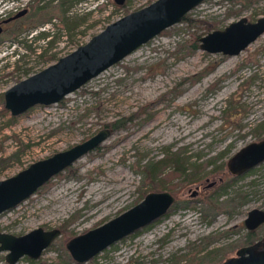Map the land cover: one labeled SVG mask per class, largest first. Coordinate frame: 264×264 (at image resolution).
I'll return each instance as SVG.
<instances>
[{"label": "rangeland", "instance_id": "374dc122", "mask_svg": "<svg viewBox=\"0 0 264 264\" xmlns=\"http://www.w3.org/2000/svg\"><path fill=\"white\" fill-rule=\"evenodd\" d=\"M10 1L0 0V6ZM15 1L19 7L29 0ZM48 1L40 11L36 9L39 2L31 4V23L23 27L7 24L0 32V95L19 79L87 41L110 21L152 0H125L123 4L66 0L64 5L60 0ZM187 14L191 21L169 26L57 102L37 103L12 115L8 109L1 111L4 100L0 101V157L15 153L0 166V179L102 127L111 128L100 145L61 175L0 212V231L22 234L37 226L58 227L61 234L42 250L41 259L48 264H171L176 257L181 258V264H219L252 237L244 218L253 207L264 209V160L225 188L222 174L228 171V157L257 140L254 130L264 126V31L237 54L209 52L199 46L191 51L190 46L195 37L199 41L201 35L242 15L257 19L264 14V0H203ZM81 15L84 20L73 28L62 24L64 16ZM43 29H52V42L33 38ZM24 43H31L35 50H26ZM159 116L166 118L164 127L170 131L181 121L186 120L185 128H191L202 120L205 124L196 130L202 136L195 139L189 134L184 141L170 140L164 128L155 146L135 138ZM113 121L116 126L107 124ZM189 137L193 140L188 143ZM166 150L179 152L187 165L214 162L201 168L196 181L187 182L181 175L163 181L160 177L172 166L152 181L142 165L163 156ZM220 164L221 169L217 168ZM114 174H119V179L109 181ZM120 185L122 191L114 194ZM154 186L158 189H150ZM108 187L113 190L105 194ZM203 189L208 190L207 198L231 199L210 207L200 195ZM151 190H169L175 195L164 215L86 261L68 260L65 243L70 237L116 216ZM261 235L264 223L256 228L253 238ZM6 252L0 251V264H11L5 259ZM34 261L23 255L12 264Z\"/></svg>", "mask_w": 264, "mask_h": 264}, {"label": "water", "instance_id": "95a60500", "mask_svg": "<svg viewBox=\"0 0 264 264\" xmlns=\"http://www.w3.org/2000/svg\"><path fill=\"white\" fill-rule=\"evenodd\" d=\"M203 0H152L107 23L87 41L61 55L53 63L19 79L3 91L4 107L12 115L31 106L57 102L87 80L117 62L163 29L178 23ZM122 4L125 0H114ZM27 11L22 8L0 21L8 22ZM264 31V14L255 20L245 15L214 28L199 37V47L209 52L237 54ZM111 133L102 127L88 138L51 155L30 162L14 174L0 179V212L11 208L33 194L57 173L65 170L82 155L95 149ZM264 160V136L252 140L232 153L226 166L232 174H242ZM169 190L148 191L142 199L116 216L70 237L65 246L71 257L86 261L104 247L164 215L175 201ZM264 222V209L248 210L244 224L256 228ZM61 234L58 227L37 226L22 234L0 231V251L7 250L5 259L14 263L23 255L33 264H48L41 259L42 250ZM220 264H264V244L255 241L237 248L236 254Z\"/></svg>", "mask_w": 264, "mask_h": 264}, {"label": "trees", "instance_id": "16d2710c", "mask_svg": "<svg viewBox=\"0 0 264 264\" xmlns=\"http://www.w3.org/2000/svg\"><path fill=\"white\" fill-rule=\"evenodd\" d=\"M39 0H37L38 2ZM49 1H47L44 5H37L36 8H39V7H46L48 4ZM66 3V0H60V5H64ZM123 4V3H122ZM82 20H84V15H81L79 17H74L72 16L70 18V16H64L61 21H62V24L64 25V27H66L67 29H70V28H73L77 25H79ZM182 20H189L191 21V17H189L188 14H185L183 17H182ZM43 21V20H42ZM207 28L210 29V25L207 24ZM166 29H163L161 32H165ZM52 29H48V30H39L36 35L33 37L34 39H40L42 38L43 40L45 38L46 39V43H50L52 42L55 38H51L52 36ZM24 47L26 48V50L28 49H33L35 50L32 46H31V43H24L23 44ZM199 46V41L197 39V37H195L193 43L191 44L190 46V50H194L196 48H198ZM45 49L44 48L43 50H39V54L40 55H43L44 52H45ZM19 57H20V54H19ZM18 57V59H19ZM4 98H3V93H1L0 95V101L3 102ZM228 103L230 105H232V100L229 98L228 99ZM1 111L5 112L7 111V108H5L4 106L2 107ZM116 122L117 121H113V122H110V123H107L108 125H111V126H116ZM255 132V135H256V139H260L261 137L264 136V126L263 127H260L259 129H255L254 130ZM15 153H12L10 155H7V156H1L0 157V166L1 167H4L7 162L11 159V157L14 155ZM208 162L212 163L214 161H207V163H205L204 165L208 164ZM204 165H187V162L185 161V159L183 157L180 156L179 152L177 151H168L166 150V152H164V155L159 157L158 159H155V160H148L146 163H144L142 165V168L146 174V176L148 178H150V180L152 181H155L156 180V177L158 176L159 177V174H161L163 172V169L166 168L167 166L168 167H171L172 166V170L170 172H166L164 174L163 177H160V178H163V181L166 179V178H169V177H173V175H181L183 176L182 178L187 181V182H191V181H196L198 179V177L200 176V170L201 168L204 166ZM217 166V165H216ZM69 168V166L67 167ZM217 168L221 169L222 168V165L220 164ZM247 172V171H246ZM229 171L225 170L222 174V180H225V182L222 184V188H225L227 186H230L233 184V181L236 180L240 175L242 174H232L230 173ZM245 173V172H244ZM56 175H61V172L57 173ZM50 180H48L46 183H44L42 185V187H44L45 185H47L49 183ZM157 187L154 186V187H151L150 189H156ZM158 189V188H157ZM160 189V188H159ZM208 190L207 189H203L202 191H200V195H202L203 197H206L207 198V193ZM240 198L241 200L243 199V196L240 192H237L236 193ZM231 198H227L225 199V201L223 200H220L218 198V195L217 196H213L211 198H207L206 200L208 201V204L210 207H219L220 205H222V203L224 204L226 201H229ZM251 234V231L248 232V235ZM63 236H65L63 234ZM208 255V254H207ZM206 256V255H205ZM204 257H200L199 258V262H201V260ZM71 256L68 255V260H71ZM180 260L181 258L180 257H176L171 264H181L180 263ZM56 264V263H54Z\"/></svg>", "mask_w": 264, "mask_h": 264}, {"label": "bare ground", "instance_id": "6f19581e", "mask_svg": "<svg viewBox=\"0 0 264 264\" xmlns=\"http://www.w3.org/2000/svg\"><path fill=\"white\" fill-rule=\"evenodd\" d=\"M165 115V114H164ZM164 117V116H163ZM166 117V116H165ZM166 119V118H165ZM164 118H162V116H159L158 118H156L155 120H153L151 123H149L148 125H146L144 128H142L137 134H136V139L139 138H143L144 142L146 144H154L159 141V137L162 136V132L165 129L166 135L169 136L170 140H179L182 139L184 141V139L190 134L191 136H193L195 139H199L202 136V133H200L199 131L196 132V130L201 126V124L204 123V121H198L193 127L188 128V126L185 128V121L183 122H179L178 125L176 126V128H173L171 131L170 129H167V127H164ZM172 119V118H171ZM170 119V120H171ZM169 120V121H170ZM176 124V122H175ZM194 124V123H193ZM205 124V123H204ZM164 139V138H163ZM192 138L189 137L188 139V143ZM193 140V139H192ZM191 140V141H192ZM162 141V140H161ZM187 141V140H186ZM190 141V142H191ZM158 144V143H157ZM116 172V171H115ZM121 174V173H120ZM118 175L119 174H114V175H110L109 176V181H114V180H118ZM108 181V182H109ZM104 186V185H103ZM101 186H98L96 189H100ZM122 185H120L118 187V189H116L115 193H118L120 190L122 191ZM95 189V190H96ZM113 189H111V187H108L105 189L104 193L105 194H110L111 191ZM99 193V192H98ZM101 198V197H100ZM99 199V198H98Z\"/></svg>", "mask_w": 264, "mask_h": 264}, {"label": "flooded vegetation", "instance_id": "af4514ba", "mask_svg": "<svg viewBox=\"0 0 264 264\" xmlns=\"http://www.w3.org/2000/svg\"><path fill=\"white\" fill-rule=\"evenodd\" d=\"M35 1H37V0H29L26 4H24L23 5V7H21V8H19V9H17V10H13V11H10V12H8L5 16H1L0 15V21L3 19V18H5V17H7V16H10V15H12V14H14V13H16L17 11H19L20 9H22V8H27V11L24 13V14H22V15H20L19 17H17V18H14V19H12V20H9L8 22H2V26H3V29H4V27L7 25V24H12V23H15V24H18V26H25V24H28V23H31L32 21H30V18H32V13L33 12H31V4L33 3V2H35ZM48 0H39L38 2V4L39 5H44L46 2H47ZM43 8H45V6L43 7ZM38 11H40L41 9H42V7H39V8H36ZM43 20H47V19H43ZM43 30H45V29H43ZM47 30V29H46ZM264 223V222H263ZM262 224V223H261ZM261 224H259L258 226H260ZM257 226V227H258ZM256 227V228H257ZM247 228V227H246ZM256 228H253V229H249V228H247L248 229V232L249 231H251V234L250 235H252V237H250V239H248L247 240V242L245 243V244H242V245H248V244H251V243H253V242H255V241H262V243L264 244V235H261V236H259V237H257V238H253V234L255 233V230H256ZM248 232H247V234H248ZM242 245H240V246H242ZM239 246V247H240ZM237 250V249H236ZM235 254H236V251H235ZM233 256V255H232ZM224 260V259H223ZM222 260V261H223ZM221 261V262H222ZM220 262V263H221ZM219 263V264H220Z\"/></svg>", "mask_w": 264, "mask_h": 264}, {"label": "built area", "instance_id": "2783aa9c", "mask_svg": "<svg viewBox=\"0 0 264 264\" xmlns=\"http://www.w3.org/2000/svg\"><path fill=\"white\" fill-rule=\"evenodd\" d=\"M102 1H104V0H98V2H102ZM18 4H19L18 1L12 0V1H10L9 4L1 5L0 6V15L5 16L8 12L13 11V10H17L23 6V5H21L18 7Z\"/></svg>", "mask_w": 264, "mask_h": 264}]
</instances>
